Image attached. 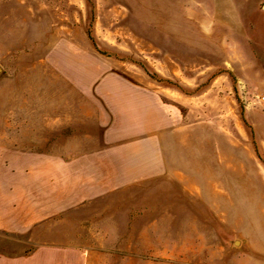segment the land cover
Wrapping results in <instances>:
<instances>
[{"label": "rangeland", "instance_id": "obj_1", "mask_svg": "<svg viewBox=\"0 0 264 264\" xmlns=\"http://www.w3.org/2000/svg\"><path fill=\"white\" fill-rule=\"evenodd\" d=\"M262 98L264 0H0V168L34 197L88 185L48 219L89 264H179L194 229L236 248L264 215Z\"/></svg>", "mask_w": 264, "mask_h": 264}, {"label": "crops", "instance_id": "obj_2", "mask_svg": "<svg viewBox=\"0 0 264 264\" xmlns=\"http://www.w3.org/2000/svg\"><path fill=\"white\" fill-rule=\"evenodd\" d=\"M253 110L264 114V110L258 108ZM251 111L252 109L247 110V119V115ZM5 125L12 126V122L5 121ZM251 125L255 130L257 141L260 140L263 143L259 142L260 147L264 148V124L258 127L263 132L260 137L257 134V127L252 122ZM0 158L3 161L7 160L4 154ZM12 170L7 167L0 168V175L10 171L18 177L16 186H9L0 180V264H89V248L79 242L77 233L72 230L59 234L56 226L51 224V220L48 219L58 212L74 208L73 193L84 192L88 185L85 184L84 189L83 184L82 188L75 191L72 184H66V186L55 183L51 179L49 183L36 185L38 194L34 197L27 194L25 183L27 172L25 169H14V172ZM57 173L59 174V170L56 171V169L45 165L35 168L34 171L36 175L50 177ZM65 174L72 175V172L69 173L67 170ZM81 174L89 175L88 171L86 173L84 170ZM33 199L34 204L30 203ZM58 202H60V206ZM189 204L185 216L180 217H184L187 223H201L203 221L201 211L197 210L201 201L194 196ZM30 205L42 208V217L32 216L31 212L27 215L26 209L32 208ZM208 205L212 207L213 203L209 202ZM252 205L259 209L264 208V199H256L252 201ZM51 206L55 209L50 210ZM242 218L243 225L238 232L241 237L239 240H242L238 242L236 248L224 244L225 242H219L223 244L218 243V246L215 242H209L214 240L212 233L196 229L186 233L185 237L193 241V246L184 249L179 264H264V215L258 212L254 216L246 215ZM68 223L76 224L72 219ZM11 238L16 243L14 249H11L10 246ZM217 238L219 239V236ZM222 240L224 241L225 238L223 237ZM120 264L127 263L122 261ZM146 264L154 263L153 260H149V262L146 260Z\"/></svg>", "mask_w": 264, "mask_h": 264}, {"label": "trees", "instance_id": "obj_3", "mask_svg": "<svg viewBox=\"0 0 264 264\" xmlns=\"http://www.w3.org/2000/svg\"><path fill=\"white\" fill-rule=\"evenodd\" d=\"M87 36H88V38H89L91 41H93L92 36H91V33H90V30L87 32ZM152 78H153V77H152Z\"/></svg>", "mask_w": 264, "mask_h": 264}, {"label": "built area", "instance_id": "obj_4", "mask_svg": "<svg viewBox=\"0 0 264 264\" xmlns=\"http://www.w3.org/2000/svg\"><path fill=\"white\" fill-rule=\"evenodd\" d=\"M262 102V106H263V108H264V98H262V100H261Z\"/></svg>", "mask_w": 264, "mask_h": 264}]
</instances>
